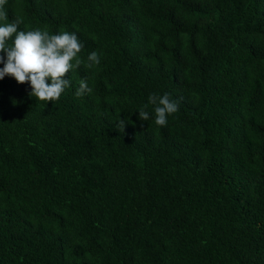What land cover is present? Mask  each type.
I'll list each match as a JSON object with an SVG mask.
<instances>
[{
  "label": "trees",
  "instance_id": "trees-1",
  "mask_svg": "<svg viewBox=\"0 0 264 264\" xmlns=\"http://www.w3.org/2000/svg\"><path fill=\"white\" fill-rule=\"evenodd\" d=\"M5 10L102 55L56 103L0 80V264H264V0ZM153 93L179 102L166 127Z\"/></svg>",
  "mask_w": 264,
  "mask_h": 264
},
{
  "label": "clouds",
  "instance_id": "clouds-1",
  "mask_svg": "<svg viewBox=\"0 0 264 264\" xmlns=\"http://www.w3.org/2000/svg\"><path fill=\"white\" fill-rule=\"evenodd\" d=\"M6 2L0 0V64L4 65L0 68V80L9 76L19 84L30 83V97L56 103L71 86V79L66 78V74L75 72L81 66L90 71L101 64L102 54L99 51L91 52L86 61L81 58L79 53L84 43L80 41L77 32L62 30L58 34H50L47 27L20 30L23 24L20 16L7 22ZM92 92L88 78L80 79L76 96L91 95ZM148 104L154 106L155 124L160 127H166L168 117L179 111V102L170 93H153L148 97ZM147 108L148 105H144L138 110L141 121L152 118ZM118 121L116 128L123 130L131 122L130 118H120Z\"/></svg>",
  "mask_w": 264,
  "mask_h": 264
}]
</instances>
